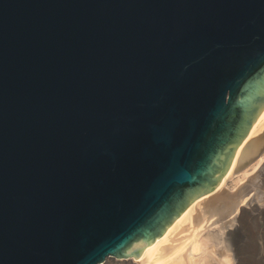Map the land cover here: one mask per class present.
<instances>
[{"label":"water","instance_id":"water-1","mask_svg":"<svg viewBox=\"0 0 264 264\" xmlns=\"http://www.w3.org/2000/svg\"><path fill=\"white\" fill-rule=\"evenodd\" d=\"M263 110L264 0H0V264L138 259Z\"/></svg>","mask_w":264,"mask_h":264},{"label":"bare ground","instance_id":"bare-ground-1","mask_svg":"<svg viewBox=\"0 0 264 264\" xmlns=\"http://www.w3.org/2000/svg\"><path fill=\"white\" fill-rule=\"evenodd\" d=\"M248 140H250L249 143H247ZM263 162L264 110L252 127L248 138L237 150L232 166L215 191L192 203L162 237L143 250L138 259H135V257L122 260L109 258L108 262L104 264H111L110 262L128 264H242V259L237 254L236 256L233 254L230 244L228 246V242L224 243L225 240L222 237L220 238L210 232L204 233L199 237L200 233L196 227L199 220L202 219H200L202 215L212 214L219 209L218 207L221 204L227 203L233 189L245 178L255 174L256 170L264 164ZM237 195L239 196V194ZM183 232L184 236H181L180 233ZM178 234L181 238H178ZM175 237L178 239H174ZM215 238H220L218 241L222 243L220 253L211 254V260L201 261L205 255L202 247L203 242L205 243ZM177 241L179 242L177 243ZM175 242L176 244H174Z\"/></svg>","mask_w":264,"mask_h":264},{"label":"rangeland","instance_id":"rangeland-1","mask_svg":"<svg viewBox=\"0 0 264 264\" xmlns=\"http://www.w3.org/2000/svg\"><path fill=\"white\" fill-rule=\"evenodd\" d=\"M256 171L233 189V199L230 197L214 213L202 215L196 227L199 237L207 232L222 237L225 240L222 242L230 244L233 254L242 259V264H264V164ZM180 234L184 236V232ZM181 236L178 234V238ZM218 239L203 242L205 255L201 261L211 260V254L220 253L222 243Z\"/></svg>","mask_w":264,"mask_h":264}]
</instances>
